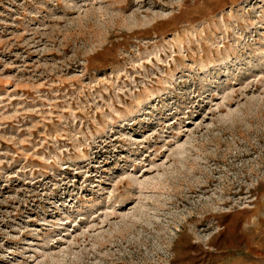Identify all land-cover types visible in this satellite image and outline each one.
<instances>
[{"label":"rangeland","instance_id":"rangeland-1","mask_svg":"<svg viewBox=\"0 0 264 264\" xmlns=\"http://www.w3.org/2000/svg\"><path fill=\"white\" fill-rule=\"evenodd\" d=\"M0 264H264V0H0Z\"/></svg>","mask_w":264,"mask_h":264}]
</instances>
